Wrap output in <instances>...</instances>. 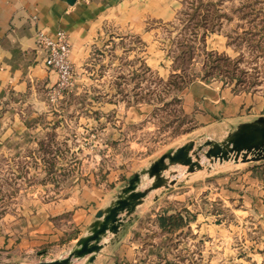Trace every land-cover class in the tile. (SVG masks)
<instances>
[{"label": "rangeland", "instance_id": "obj_1", "mask_svg": "<svg viewBox=\"0 0 264 264\" xmlns=\"http://www.w3.org/2000/svg\"><path fill=\"white\" fill-rule=\"evenodd\" d=\"M192 17L202 18V24ZM145 29L152 62L144 59L139 37L122 38L116 25L106 24L85 61L74 66L72 85L57 92L55 82L44 90L52 129L37 147L0 158L2 236L15 242L28 235L30 227L13 224L29 210L37 188L40 196L50 188L51 197L61 192L73 200L98 188L113 198L169 149L190 140L225 139L233 128L223 117L205 124L195 116L199 111L186 113L183 94L194 84L229 91L242 120L264 116V0H184L173 19L149 21ZM180 45L190 46V57L178 59ZM218 58L222 68L212 76L208 71ZM172 73L181 89H168ZM141 108L144 117L127 114ZM41 142L47 148L41 149ZM202 164L204 169L193 174L173 168L174 186L150 192L126 230L93 264H264V161L210 165L203 158ZM150 183L145 178L141 189ZM178 213L188 227L172 233L159 229L160 215ZM73 214L52 219L54 235L37 238L40 246L31 252L0 247V264L65 258L85 234Z\"/></svg>", "mask_w": 264, "mask_h": 264}, {"label": "crops", "instance_id": "obj_2", "mask_svg": "<svg viewBox=\"0 0 264 264\" xmlns=\"http://www.w3.org/2000/svg\"><path fill=\"white\" fill-rule=\"evenodd\" d=\"M183 3L184 0H75L70 5L67 0H0V158L21 155L24 150L37 147L55 122L45 118L48 111L42 94L56 82V77L44 65L45 51L38 44L39 33L53 39L59 30L64 31L69 38L70 61L79 66L90 46L102 37L103 27L114 24L122 38L137 36L142 40L147 54L144 59L150 63V31L145 25L153 20L170 21ZM183 95L186 113L199 111L195 116L200 122L214 124L223 117L227 127L233 128L231 131L240 123L249 122L240 118V104L226 89L194 84ZM129 112L132 117L145 116L142 108ZM50 192L48 188L40 196V189H36L26 205L29 210L18 215L13 224L30 227V232L15 238V242L0 234L1 248L33 251L40 246L37 238L54 235L51 220L72 212L85 236L95 213L115 197L98 188L84 190L80 193L82 199L76 200L61 192H54L51 197ZM142 206L144 203L133 216ZM129 222L130 219L118 237ZM105 248L95 262L106 252Z\"/></svg>", "mask_w": 264, "mask_h": 264}, {"label": "water", "instance_id": "obj_3", "mask_svg": "<svg viewBox=\"0 0 264 264\" xmlns=\"http://www.w3.org/2000/svg\"><path fill=\"white\" fill-rule=\"evenodd\" d=\"M74 1L67 0L70 5ZM203 158L210 165L264 161V116L240 123L221 141L206 139L197 144L190 140L180 147L169 149L146 169L135 173L110 204L95 213L87 234L76 240L65 258L39 264H72L82 259H85L83 264H93L100 251L119 235L150 192L174 186L175 179H171L173 168L184 167L186 174H193L204 169ZM145 178L151 181L150 186L141 189Z\"/></svg>", "mask_w": 264, "mask_h": 264}, {"label": "built area", "instance_id": "obj_4", "mask_svg": "<svg viewBox=\"0 0 264 264\" xmlns=\"http://www.w3.org/2000/svg\"><path fill=\"white\" fill-rule=\"evenodd\" d=\"M38 44L45 51L44 65L56 77L55 89L62 92L68 89L74 80V66L70 61V44L68 35L59 30L55 38L39 33Z\"/></svg>", "mask_w": 264, "mask_h": 264}, {"label": "trees", "instance_id": "obj_5", "mask_svg": "<svg viewBox=\"0 0 264 264\" xmlns=\"http://www.w3.org/2000/svg\"><path fill=\"white\" fill-rule=\"evenodd\" d=\"M191 19L192 20L196 19L197 20V25L202 24V20H203L202 18L198 19V17H192ZM204 20H205V18H204ZM180 47H182L181 48L182 51H180L178 59L181 60V59L184 58V56H185V58L186 57H190V54H191L190 46H181L180 45ZM211 57H213V56H211ZM221 59L222 58L216 59V62H214L213 65H210V71H208V72H209V74H212V76H215L217 74L215 72L213 73V70H216V68H222L220 63H219V61H221ZM225 61L229 65L230 61L227 58L225 59ZM225 66H227V65H225ZM229 67L230 66H228V70H229ZM232 71L234 72V68L232 69ZM173 72H175V69L173 70ZM233 72H231V73H233ZM175 77H176V74L172 73L170 75L169 80L167 81V87H168L169 90L181 89V85L182 84L181 85H177L176 81H173V79H171V78H175ZM209 78H210V76H208L207 79H209ZM233 78H235V73H233ZM40 148L41 149L47 148V144H45L44 142H41L40 143ZM188 225L189 224L186 222V219L180 213H178L176 215L162 214V215H160L158 217V227H159V229L161 231H164V232L168 231V233H170V232L172 233V232H178L179 230L182 231L183 228L188 227ZM69 239H70V237H69ZM71 239H76V237H73ZM118 262L119 263H117V264H123L120 261H118Z\"/></svg>", "mask_w": 264, "mask_h": 264}]
</instances>
